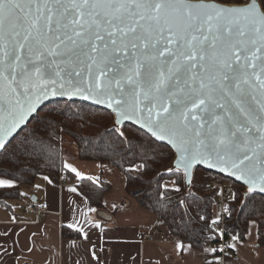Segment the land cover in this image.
<instances>
[{
  "label": "snow or ice",
  "instance_id": "1",
  "mask_svg": "<svg viewBox=\"0 0 264 264\" xmlns=\"http://www.w3.org/2000/svg\"><path fill=\"white\" fill-rule=\"evenodd\" d=\"M58 95L105 105L114 127L139 124L145 151L166 142L189 185L206 165L264 193V0H0V150Z\"/></svg>",
  "mask_w": 264,
  "mask_h": 264
},
{
  "label": "trees",
  "instance_id": "2",
  "mask_svg": "<svg viewBox=\"0 0 264 264\" xmlns=\"http://www.w3.org/2000/svg\"><path fill=\"white\" fill-rule=\"evenodd\" d=\"M44 117L54 121V126L47 131H43ZM114 119V114L106 109L77 101L59 100L42 108L6 144L8 152L0 150V178L15 182L13 187H0V205L9 208L8 201L22 199L25 188H35L39 177H48L59 183L61 176L67 173L76 180L80 193L91 206L104 209L112 183L89 176L81 179L65 168L67 150L63 142L68 137L77 147L78 160L99 162L120 170L127 194L163 221L180 241L197 250L204 249L215 218L217 191L211 185L215 181L229 183L233 192L228 202L231 210L229 225L241 231L240 237L245 242L249 223L255 220L258 224L256 247L264 246V236L260 235L264 231V195H246V187L202 168L196 169L189 185L183 179V171H175V166L171 167L172 171L165 170L176 157L169 145L154 141L145 151L138 145L143 143L147 147L150 135L129 124L114 127ZM38 127L44 138L43 144L31 142L32 132ZM121 132L125 133L127 140L120 135ZM25 137L29 138L25 145L27 151L20 148ZM166 180H174L176 187H165ZM63 233L71 238H81L80 232L67 227H63Z\"/></svg>",
  "mask_w": 264,
  "mask_h": 264
},
{
  "label": "crops",
  "instance_id": "3",
  "mask_svg": "<svg viewBox=\"0 0 264 264\" xmlns=\"http://www.w3.org/2000/svg\"><path fill=\"white\" fill-rule=\"evenodd\" d=\"M76 161L69 164L81 176L104 177L112 183L104 209L90 205L75 179L61 187L39 177L35 185L39 194L25 188L22 199L8 201L9 208L0 205V245L8 250L0 264H205L203 250L180 241L163 221L127 194L120 170L99 162ZM30 201L47 202L50 212L36 220L25 210ZM63 227L79 228L81 238L65 236ZM149 236L154 241H148ZM257 239L258 224L250 222L247 240L235 248L240 261L227 264H264V246L257 248ZM180 244L183 251L177 248Z\"/></svg>",
  "mask_w": 264,
  "mask_h": 264
},
{
  "label": "built area",
  "instance_id": "4",
  "mask_svg": "<svg viewBox=\"0 0 264 264\" xmlns=\"http://www.w3.org/2000/svg\"><path fill=\"white\" fill-rule=\"evenodd\" d=\"M73 181L74 179L69 174L64 173L61 176L59 184L61 187H64ZM211 187L217 191L214 203L215 218L213 221H218V223L212 222V227L209 231V240L206 242L203 249L205 264H227L229 261L237 263L240 261V257L235 249L229 247V245L234 243L232 239L233 236H241V231L239 229H234L229 225L231 210L228 202L233 194L231 185L229 183L215 181L212 183ZM32 193L37 195L39 191L37 188H33ZM225 209H227V211H225ZM25 210L33 214L36 220H41L50 212V207L47 202L30 201L25 206ZM221 232L224 233L223 237L220 236ZM147 240L154 241V238L149 236ZM221 248L224 249L223 252L219 251ZM213 249L216 250L215 254L212 252Z\"/></svg>",
  "mask_w": 264,
  "mask_h": 264
},
{
  "label": "water",
  "instance_id": "5",
  "mask_svg": "<svg viewBox=\"0 0 264 264\" xmlns=\"http://www.w3.org/2000/svg\"><path fill=\"white\" fill-rule=\"evenodd\" d=\"M59 100L77 101V102L88 103V104H91V105H95V106H97V107H101V108L106 109V110H108V111L111 112V110L108 109V108H106L105 105H103V104H97V103H95V102L92 101V100H85V99H83V98H81V97H79V96H75V97H67V96H62V95H58V96H49V97L45 98L44 100H42V101L40 102V104L37 106V110H36V112H34V113H32V114L30 115V117H29V121L26 122L25 125L21 126V129H19V130L17 131V133H14L11 137H9V141H10L15 135H17L22 129H24V128L30 123V121L33 119V117H34L35 115H37L38 112H39L42 108H44V107H45L46 105H48L49 103H52V102H54V101H59ZM113 114H114V113H113ZM114 116H115V114H114ZM126 124L133 125V126L139 128V129L145 131L146 133H148L146 129L141 128L140 125H139V124H136L134 121L126 120V121L123 122V125H122V126H124V125H126ZM120 126H121V125H120ZM148 134L150 135V133H148ZM159 142H160V141H159ZM161 143H165V144H166V142H161ZM169 146H170V145H169ZM170 147H171V146H170ZM173 150H174V149H173ZM174 152H175V150H174ZM175 155H176V157H175V160H174V164H175L176 159L178 158L176 153H175ZM198 168H202V169H204V170H206V171H210V172H213V173H216V174L222 175V176H224V177H226V178H228V179H231V180L235 181L236 183H238V184H240V185L246 187V185H244L242 181H238V180H236L235 177H231V176L227 175L226 173H223V172L219 171V170L216 169V168H209V167H207L206 165H198V166L193 170V175H194V172L196 171V169H198ZM181 171H182V170H181ZM257 194L264 195V193H260V192H257Z\"/></svg>",
  "mask_w": 264,
  "mask_h": 264
},
{
  "label": "rangeland",
  "instance_id": "6",
  "mask_svg": "<svg viewBox=\"0 0 264 264\" xmlns=\"http://www.w3.org/2000/svg\"><path fill=\"white\" fill-rule=\"evenodd\" d=\"M63 146L65 147V149L67 150V155H66V158H65V164H69V162H73V161H75V160H78L77 159V147H76V145H75V143L70 139V138H68V137H65V140H64V142H63ZM78 161H80V160H78ZM78 161H76V162H78ZM78 164V163H77ZM70 165V164H69ZM175 166V164H174V162L171 164V165H169L168 167H166L165 168V170H169V169H171V167H174ZM71 167H73V164L71 165ZM83 176H85V175H83ZM103 179H104V177H102ZM0 179H5V180H8V181H11V180H9V179H7V178H0ZM107 180V179H106ZM76 181V180H75ZM74 181V182H75ZM125 181V180H124ZM73 182V183H74ZM165 187H167V188H171V187H176V185H175V181L174 180H166L165 181ZM113 186V185H112ZM117 190H119V188H117ZM43 192H44V189L41 187V196H42V194H43ZM130 196V195H129ZM114 207V206H113Z\"/></svg>",
  "mask_w": 264,
  "mask_h": 264
}]
</instances>
